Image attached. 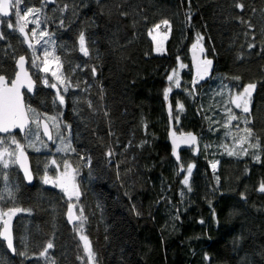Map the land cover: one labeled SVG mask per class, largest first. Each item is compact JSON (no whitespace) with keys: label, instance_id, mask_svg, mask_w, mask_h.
Listing matches in <instances>:
<instances>
[{"label":"trees","instance_id":"obj_1","mask_svg":"<svg viewBox=\"0 0 264 264\" xmlns=\"http://www.w3.org/2000/svg\"><path fill=\"white\" fill-rule=\"evenodd\" d=\"M26 8L41 9L29 36L36 46L48 33L64 83L32 64L33 49L0 14V75L10 81L25 55L35 87L24 101L39 114L28 112L23 134L0 135L11 149L10 137L23 145L33 174L27 184L16 163L0 165V211L19 209L11 220L14 254L0 237V264H264V0H21L20 12ZM163 20L170 25L165 51L155 53L149 29ZM198 35L213 67L194 83L188 51ZM178 61L187 69L166 100ZM249 83L256 88L244 113L230 101ZM229 109L238 117L230 124ZM45 115L60 124L47 121L51 139ZM246 127L259 147L239 143ZM171 129L198 136V149H181L179 162ZM64 162L76 169L82 222H68L70 200L43 181Z\"/></svg>","mask_w":264,"mask_h":264},{"label":"snow or ice","instance_id":"obj_2","mask_svg":"<svg viewBox=\"0 0 264 264\" xmlns=\"http://www.w3.org/2000/svg\"><path fill=\"white\" fill-rule=\"evenodd\" d=\"M20 3L21 0H0V14H3V16H8L10 14V11L12 13L15 14V16L18 18V20L20 22H22V26L19 27V31L21 33H24L25 38H27V33L25 32V28L23 26V22H31L36 24L37 26L40 24L39 19L36 20H32L29 21L28 17L29 15L32 14H38L40 13L41 9L39 8H26L24 15L21 16V12H20ZM67 6H65L66 8ZM236 7L243 9L244 5L242 3H237ZM191 19V14L189 13V20ZM244 22V21H242ZM163 25L169 26V30H170V25H169V21L168 20H163L161 22ZM7 26L9 28H12L13 25L11 23H8ZM252 25L249 24V27H251ZM155 29H159L161 27V24H157L154 26ZM32 35L35 36L36 32L35 30L32 31ZM41 37L48 35V33L46 32H41L40 33ZM0 38H2V36H0ZM203 39L202 36H197V43L193 44V49H196L198 46H200V41ZM37 43H40L39 40H37ZM46 43V42H45ZM79 44H80V51L83 52L85 55H88V49L85 47V37L83 35V33L80 34L79 37ZM30 47H32L31 44H29ZM249 47H254V45H249ZM160 49L158 48L157 51H159ZM200 51H203L202 46H200ZM33 55L35 56V48H33ZM49 55L48 51L45 49L44 51V56L45 58H47V56ZM38 59V58H37ZM56 59H59L58 57ZM25 61V57L24 56H20L19 57V65L21 70H23V64ZM33 63L35 64L36 61L34 60ZM44 63V68L43 71L44 72H49L50 69L47 66L48 65V61L47 59H45L43 61ZM212 64L211 60L205 59L203 60L200 64L197 65V76L200 79H203L205 75L208 74V70L210 68ZM183 67V65H182ZM95 71V69H93V72ZM52 76L56 77L57 80H59L61 83H64V81L61 79L60 76L57 75L56 72H52ZM236 79H239V77H236ZM168 80L170 82H174L176 87L180 86V80H179V75L178 72H176L175 70H173V73L171 75L168 76ZM44 83H47V79L44 80ZM27 86V88L29 90H31L32 86H33V82L31 81V79L28 77L27 73H24L23 78L21 77V75L19 73L16 74V78L11 82V86L8 85V82L6 81L4 76H0V132L2 133H11L12 129H16L19 128L20 130H25L26 127L29 126V116H28V112H33L34 115H36L37 117L39 116V114H36L34 112V110L32 109H28L27 111L25 110V107L23 105L22 102V97H21V92L20 89L22 87ZM50 87L56 88V84H52L50 85ZM256 88V84L255 83H249L246 86L243 87V90L241 92H239L238 94H234L231 98V103H233L235 105L236 108L241 109L242 112L244 113H250V99L252 96V92L254 91V89ZM63 91H67V88L63 89ZM172 91V87L169 86L168 88L165 89L164 92V96L165 99H167L168 94ZM57 96H58V102L63 104L64 103V97L62 95H59V90L57 91ZM178 107L180 110H183V105L182 104H178ZM238 119V117H236L234 114H232L231 109H229V124L231 123L232 120H236ZM44 120L45 122L43 123V131L44 134L48 136L49 139H51V134L49 132V124L47 123V121H51L53 126L56 127L57 130H59L60 128V124L58 122L57 117L54 116H44ZM37 124V127L40 126V121L39 119H37L36 121H34ZM249 123L248 120H245V124L247 125ZM30 130V128H29ZM244 131L246 132V135L244 137H241L239 140L240 144H244V143H249L250 147H254L257 148L259 147V140L257 138L255 143H251V139L253 137V131L251 128H245ZM183 142L185 144H190L195 146L196 144V138L195 136L189 134L187 137L182 138ZM4 141L3 139H0V144H3ZM10 143L13 145H16V150L9 152L8 149L2 148L0 149V165L3 166V168H7L9 166V163H19L21 167L24 168L25 171V175L27 177V179L30 181L32 179L31 173L28 170L27 166L24 164V160H25V153L23 151V145H20L19 142L15 139V137H10ZM175 143V141H174ZM33 145H29V147H32ZM67 150V149H65ZM111 154V153H109ZM229 155H235L237 153H235L234 151H228ZM245 154L246 150H245ZM5 157H10L12 158L11 160L5 158ZM81 159H84L83 157H81ZM255 159L258 161L260 159L259 156H255ZM53 165L56 164V161L53 160L51 162ZM57 167H59V165H57ZM64 171L63 173L60 174V176L53 181L51 178H49L47 175H45L43 177V181L44 183H54L57 187H59L63 192L66 193L67 197L69 200H72L73 198L75 199H79L80 196V192H79V188L78 185L75 184L74 180H75V173H76V169H72L71 165L67 162H64ZM192 167L193 166H189L187 168V173L188 176L191 175L192 172ZM216 165L213 164V168L215 169ZM188 176H186L183 180V184L184 185H188L189 184V179ZM6 178V176H5ZM190 190V189H189ZM260 191L264 192V183H262L260 185L259 188ZM8 196L11 197L12 193L11 190L8 191ZM3 196H0V199H3ZM75 208V205L70 204L68 207V217L70 220H80L82 219V213H83V209L81 208L79 211L81 213V216H75L73 209ZM19 211V209H15V208H11L8 209L7 211H0V226L3 227V231L0 232V237H3L6 241H7V247L12 249L13 251H15V249L13 248V243H12V236L10 234V228H9V223L11 220V217L15 214V212ZM139 214V213H137ZM5 217H7V219H5ZM81 239L84 240L85 242V251L87 252L88 255V259L89 260H94V253L91 249L90 243L87 240L86 236H81ZM53 247L52 243L49 242L43 249V251L40 253V256L44 257L47 255L48 250L51 249ZM24 255H27L26 253H24Z\"/></svg>","mask_w":264,"mask_h":264},{"label":"rangeland","instance_id":"obj_3","mask_svg":"<svg viewBox=\"0 0 264 264\" xmlns=\"http://www.w3.org/2000/svg\"><path fill=\"white\" fill-rule=\"evenodd\" d=\"M24 15V12H22L21 13V16H23ZM9 16V17H8ZM7 17L9 18V19H7V22L8 23H11L12 25H13V27L14 28H16L18 31H19V27L20 26H22V22H20L19 20H18V18L15 16V14L14 13H12L11 11H10V14L8 15ZM33 16H34V14H32V15H29V17H28V20L29 21H32V20H34V18H33ZM157 24H161V27L159 28V29H155V25H157ZM157 24H155L154 26H151L150 27V29H149V36H150V38L152 39V42H153V51L155 52V53H163L164 51H165V42H166V39H167V37H168V34H169V26H166V25H163L161 22L160 23H157ZM23 26H24V28H25V32L28 34L27 35V38H25L26 40H27V43L28 44H32V47H30L31 49H33V48H35V50L38 48L39 50H41L40 51V53H37L36 52V54H35V56H33V58L31 59V62H32V64H34L33 63V61L35 60L36 61V63L34 64L35 65V67L36 66H38L40 69H42L43 70V68H44V63H43V61L45 60V59H47V61H48V67H49V69H50V71L49 72H56V73H58V64H57V59H56V57H55V55H54V51H53V48L51 47V44L47 41V39L43 36V37H39V36H37V38H38V40L40 41V43H37L36 42V46H35V44L34 43H32L31 42V39H30V37L32 36V37H34L33 35H32V31L33 30H35V26L31 23V22H23ZM20 32V31H19ZM21 33V32H20ZM24 37H25V35H24V33H21ZM29 35H31V36H29ZM36 36V35H35ZM46 42V43H45ZM197 43V41L195 42V43H193V44H196ZM193 44H192V46H193ZM192 46H191V48H192ZM198 47H200V46H198ZM160 49L159 51H157V49ZM45 49L48 51V53H49V55L47 56V58H45V56H44V51H45ZM38 58V59H37ZM205 59H208V58H206L204 55H203V53H202V57L200 58V61H203V60H205ZM39 61L41 62V63H39ZM37 64H39V65H37ZM182 65H183V67H182ZM185 69H187V67H186V65L185 64H183L182 62H180V61H178L177 63H176V65L171 69V71L169 72V74H168V76L169 75H171L172 73H173V70H175L176 72H178V75H179V80H180V86H181V83H182V73H183V71L185 70ZM192 80H193V82L195 83V82H198V81H200V80H203L204 78H206V76H208L209 75V72H208V74L207 75H205L204 76V78L203 79H200L198 76H197V73H196V71H195V69L194 68H192ZM168 76H167V87L166 88H168L169 86H171L172 87V90L173 89H175V88H179V87H176L175 86V84H174V82H170L169 80H168ZM165 88V89H166ZM243 90V89H242ZM241 90V91H242ZM241 91H239V92H241ZM165 92V91H164ZM239 92H237V93H235V94H238ZM170 94V93H169ZM168 94V95H169ZM234 94H232V96H233ZM232 96H231V98H232ZM168 98V97H167ZM167 100V99H166ZM241 110V109H240ZM170 134L171 135H173V134H175V132H174V130L173 129H171V131H170ZM9 141V143H10V139L8 140ZM11 144V143H10ZM7 148L8 149V151L9 152H12V151H14V150H16V145H14V147H13V149H11L10 148V146L8 145V144H6V143H3V144H0V149H2V148ZM5 158H7V159H9V160H11L12 158H10V157H5ZM63 171H64V167H62V168H57V170H56V173H55V175H53V176H50L49 178H51L53 181H55L59 176H60V174L61 173H63ZM75 182V181H74ZM50 184H52V185H54V186H56L54 183H50ZM76 184V183H75ZM57 187V186H56ZM57 188H59V187H57ZM60 189V188H59ZM61 190V189H60ZM65 193V192H64ZM65 195H66V193H65ZM67 196V195H66ZM70 204H73V205H75V208L73 209V212H74V215L75 216H79L77 213H76V206H77V199H75V198H73L72 200H70ZM78 222H82V219H80V220H77ZM82 236H84V235H82ZM82 242H83V245H85V242H84V240H82ZM84 250H85V247H84ZM85 255L87 256V258H88V255H87V252L85 251ZM92 260H90V262H91Z\"/></svg>","mask_w":264,"mask_h":264},{"label":"water","instance_id":"obj_4","mask_svg":"<svg viewBox=\"0 0 264 264\" xmlns=\"http://www.w3.org/2000/svg\"><path fill=\"white\" fill-rule=\"evenodd\" d=\"M2 15H3V14H2ZM188 55H189V63H190V65L195 69V71H196V73H197V65L200 64V63L202 62V61H200V58L202 57V52L200 51V47H197L196 49H193V47L190 48L189 51H188ZM20 56H24V57H25V55L22 54V55H19V56L16 58V61H15V64H16V71H15V73H14L13 78H12L10 81H8L6 78H5V79H6V81L8 82V85L11 86V82L16 78V74H17V73H19V74L21 75L22 78H23L24 73H27L28 77H29V78L31 79V81L33 82V86H32V88H31V90H29V89L27 88V86L22 87V88L20 89L21 97H22V102H23V105H24V107H25V110L27 111V109H26V105H25V101H24V93L26 92V93L30 94V93H32V92L34 91L35 80H34L32 74H31L30 70L28 69V66H27V58H26V57H25V61H24V64H23V70H21L20 65H19V63H18V61H19V57H20ZM212 67H213V64H211V66H210L208 72L212 69ZM0 76H4V75H0ZM4 77H5V76H4ZM28 116H29V115H28ZM43 123H44V122H43ZM43 123H42V128H43ZM30 124H31V119H30V117H29V125H30ZM28 127H29V126H28ZM28 127H26V129H27ZM26 129H25V130H26ZM25 130L22 131V130H20L19 128H16V129H12L11 133H12V132H18V133H20V134H23V133L25 132ZM5 134H7V133H2V132H0V135H5ZM189 134L195 136V138H196V144H195V146L190 145V144H185V143L183 142V139H182V138L187 137ZM174 141H175V143H174ZM168 142H169V145H170L171 155H172V157L174 158V160H175L176 162H179V152H180L181 149H185V148H191V147H193V148L196 150V149H198V146H199V145H198V136H197L196 133H194V132H192V131H182V132H178V133H175V134H173V135H170V137H169V139H168ZM23 151H24V153H25L24 164L27 166V168H28V170L30 171L31 176H32V179H31L30 181L27 179V177H26V175H25L24 168L21 167L19 163H16V164H17V166L19 167V170H20V172H21V175H22V177H23L25 183L29 184V183H31V182L33 181V174H32V170H31V165H30V161H29L28 154H27V152H26L25 149H23ZM181 170H182L181 167H179V172H181ZM66 218H67V220H68L69 223L74 222V220H70V219H69V217H68V211H67V213H66ZM5 219H7V217H5ZM11 220H12V217H11ZM11 220H10V223H9V228H10V234H11V236H12V243H13V248H14V240H13V232H12V227H11ZM2 231H3V227L1 226L0 232H2ZM2 239H3V241H4L5 247H6V249L8 250V252H9L10 254H14V251H13L12 249H10V248L7 247V241H6L3 237H2Z\"/></svg>","mask_w":264,"mask_h":264}]
</instances>
